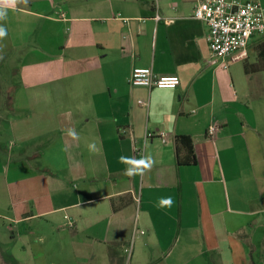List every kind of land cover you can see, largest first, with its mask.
Returning <instances> with one entry per match:
<instances>
[{
	"label": "crops",
	"instance_id": "obj_1",
	"mask_svg": "<svg viewBox=\"0 0 264 264\" xmlns=\"http://www.w3.org/2000/svg\"><path fill=\"white\" fill-rule=\"evenodd\" d=\"M198 3L0 0V70L24 60L0 99V248L15 261L48 230L96 264H126L132 242L129 264H264V100L210 64ZM261 44L226 60L256 68ZM135 68L181 83L134 87ZM244 79L264 91V71ZM177 136L195 165H177Z\"/></svg>",
	"mask_w": 264,
	"mask_h": 264
},
{
	"label": "built area",
	"instance_id": "obj_2",
	"mask_svg": "<svg viewBox=\"0 0 264 264\" xmlns=\"http://www.w3.org/2000/svg\"><path fill=\"white\" fill-rule=\"evenodd\" d=\"M194 16L208 27L210 64L223 69H228L227 57L247 49L253 38L264 34V10L259 0H199ZM155 19L161 17L156 15ZM128 82L148 90L174 89L181 83L179 77L158 76L152 68H135ZM214 132L215 127H210L209 135ZM158 135L163 142L166 141L164 133ZM153 137L154 133H148L146 140ZM132 251L133 242L125 249L126 264L130 262Z\"/></svg>",
	"mask_w": 264,
	"mask_h": 264
},
{
	"label": "rangeland",
	"instance_id": "obj_3",
	"mask_svg": "<svg viewBox=\"0 0 264 264\" xmlns=\"http://www.w3.org/2000/svg\"><path fill=\"white\" fill-rule=\"evenodd\" d=\"M255 52H257V49L255 50ZM23 61L24 60L21 55L16 56L15 59L12 57L10 60L6 62L3 69L0 70V99L1 97L6 96L5 91L9 84L15 85V83L18 84L21 81L20 70ZM226 64L228 66V70H223V72L233 75L235 90L238 94V99L246 100L249 102L257 98L264 100V91L261 92L248 91V93H246L245 95L243 94V88L246 83L244 78L247 75L245 71V66L247 65L246 62L243 63V65L235 63L234 66H231L230 61L226 60ZM8 114H12V113H8ZM7 117L10 116L7 115ZM3 129L5 130V125L3 124L2 121L0 122V139H4L1 136ZM0 226H2V220H0ZM42 233L47 237L45 244H43L45 249H42L41 252L39 250H35L33 246H31L30 251H24V252H20L15 248L16 253H20L19 255L16 256L17 259L19 260L15 261L12 257V251L14 249V245L6 242L0 248V264H80L81 262H83V264H96V262L91 257L83 256L84 255V253L82 252L84 246L83 240L79 239L75 243L76 245L75 252L77 255L76 257L74 255V250L68 249L67 246L65 245V243L68 242V240L65 237L60 238L59 240L56 238L55 234L49 233L48 230L46 232L42 231ZM10 236H11L10 231L4 232L0 230L1 241L2 240L6 241L7 238L10 239ZM34 237L35 236L31 237V242L34 240ZM42 237H43L42 239L45 241L44 236ZM40 246L42 247V244Z\"/></svg>",
	"mask_w": 264,
	"mask_h": 264
},
{
	"label": "trees",
	"instance_id": "obj_4",
	"mask_svg": "<svg viewBox=\"0 0 264 264\" xmlns=\"http://www.w3.org/2000/svg\"><path fill=\"white\" fill-rule=\"evenodd\" d=\"M258 49H259L260 62L256 66V68L246 65L245 71L247 74L264 71V44L258 46ZM176 145H177V155H176L177 165H195L197 163L193 141L190 136H177Z\"/></svg>",
	"mask_w": 264,
	"mask_h": 264
},
{
	"label": "clouds",
	"instance_id": "obj_5",
	"mask_svg": "<svg viewBox=\"0 0 264 264\" xmlns=\"http://www.w3.org/2000/svg\"><path fill=\"white\" fill-rule=\"evenodd\" d=\"M3 34H4L3 30H2V29H0V35H3Z\"/></svg>",
	"mask_w": 264,
	"mask_h": 264
}]
</instances>
